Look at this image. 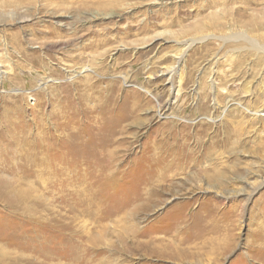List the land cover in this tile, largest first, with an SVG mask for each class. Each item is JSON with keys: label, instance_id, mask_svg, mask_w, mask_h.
<instances>
[{"label": "rangeland", "instance_id": "374dc122", "mask_svg": "<svg viewBox=\"0 0 264 264\" xmlns=\"http://www.w3.org/2000/svg\"><path fill=\"white\" fill-rule=\"evenodd\" d=\"M0 131V264H264V0H0Z\"/></svg>", "mask_w": 264, "mask_h": 264}, {"label": "bare ground", "instance_id": "6f19581e", "mask_svg": "<svg viewBox=\"0 0 264 264\" xmlns=\"http://www.w3.org/2000/svg\"><path fill=\"white\" fill-rule=\"evenodd\" d=\"M177 59H179V58H177ZM125 79H126V78H125ZM127 83H128V82L125 81V84H127ZM45 86H46V85L43 84V90H45V88H44ZM160 110H161V109H160ZM3 116H4V115H3ZM159 117H160V115H159ZM4 129H5V128H4ZM0 132H2V131H0ZM7 133H8V132H7L6 130H3L2 135H3V136H8ZM14 133L16 134L15 131H14ZM23 134H24V133H23ZM20 138H21V137L18 138V136H17V139L15 140L16 142H14V139H12V141H13L14 143H16V144H20V143H21L20 140H22V139H20ZM10 142H11V141H10ZM12 144H13V143H12ZM21 147H22V146H21ZM216 175H217V174H215V176H216ZM219 175H221V174H219ZM155 180H157V179H155ZM148 182H149V181H148ZM14 262H15V261H14ZM20 264H21V263H20Z\"/></svg>", "mask_w": 264, "mask_h": 264}]
</instances>
